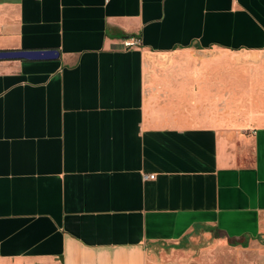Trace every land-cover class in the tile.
Listing matches in <instances>:
<instances>
[{"label": "crops", "instance_id": "1", "mask_svg": "<svg viewBox=\"0 0 264 264\" xmlns=\"http://www.w3.org/2000/svg\"><path fill=\"white\" fill-rule=\"evenodd\" d=\"M50 50L0 60V264H264V99L203 124L151 61L264 53V0H0V52Z\"/></svg>", "mask_w": 264, "mask_h": 264}, {"label": "rangeland", "instance_id": "2", "mask_svg": "<svg viewBox=\"0 0 264 264\" xmlns=\"http://www.w3.org/2000/svg\"><path fill=\"white\" fill-rule=\"evenodd\" d=\"M153 72L167 82L182 83L185 105L193 118L203 114V124L214 120L247 118L251 105L264 99V53L208 51L181 56L152 57ZM204 235L189 237L177 248L160 246L159 264H201V252L219 247L230 257L225 244ZM211 248V249H210ZM180 257L172 256V252Z\"/></svg>", "mask_w": 264, "mask_h": 264}, {"label": "water", "instance_id": "3", "mask_svg": "<svg viewBox=\"0 0 264 264\" xmlns=\"http://www.w3.org/2000/svg\"><path fill=\"white\" fill-rule=\"evenodd\" d=\"M57 51H9L0 52V60H47L58 58Z\"/></svg>", "mask_w": 264, "mask_h": 264}, {"label": "built area", "instance_id": "4", "mask_svg": "<svg viewBox=\"0 0 264 264\" xmlns=\"http://www.w3.org/2000/svg\"><path fill=\"white\" fill-rule=\"evenodd\" d=\"M122 46L126 49L139 48L141 41L138 38L127 39L122 43ZM155 177V175H144V180H153Z\"/></svg>", "mask_w": 264, "mask_h": 264}, {"label": "trees", "instance_id": "5", "mask_svg": "<svg viewBox=\"0 0 264 264\" xmlns=\"http://www.w3.org/2000/svg\"><path fill=\"white\" fill-rule=\"evenodd\" d=\"M236 244H233V246H235ZM244 247H247V245H243Z\"/></svg>", "mask_w": 264, "mask_h": 264}]
</instances>
